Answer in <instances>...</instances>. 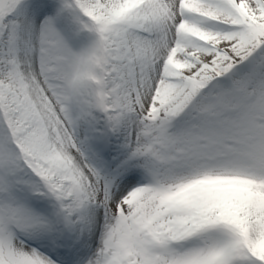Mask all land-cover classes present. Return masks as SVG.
<instances>
[{
	"label": "snow or ice",
	"instance_id": "1",
	"mask_svg": "<svg viewBox=\"0 0 264 264\" xmlns=\"http://www.w3.org/2000/svg\"><path fill=\"white\" fill-rule=\"evenodd\" d=\"M0 264H264V0H0Z\"/></svg>",
	"mask_w": 264,
	"mask_h": 264
}]
</instances>
